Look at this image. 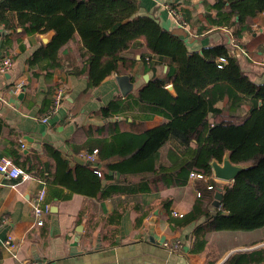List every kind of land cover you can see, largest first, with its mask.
<instances>
[{
  "label": "crops",
  "instance_id": "crops-1",
  "mask_svg": "<svg viewBox=\"0 0 264 264\" xmlns=\"http://www.w3.org/2000/svg\"><path fill=\"white\" fill-rule=\"evenodd\" d=\"M213 3L138 0V14L181 38L189 52L218 45L230 49L231 30L211 24L216 14L208 6ZM17 17L0 10V59L13 62L11 71L0 75V158H15L31 179L0 177V264H223L235 253L264 248L263 227L210 232L204 250L193 252L195 231L208 220L176 230L169 220L191 209L196 180L162 188L163 178L173 176L190 153L169 140L159 149L152 173H146L140 167L149 158L133 163L130 158L141 144L117 143L119 135H141L165 122L151 107L134 101L138 89L161 77L167 65L156 66L153 75L137 56L133 69L120 74L129 75L133 84L126 96L116 75L89 87L86 73L72 76L50 67L45 57L53 31L25 32ZM255 20L260 28L236 39L234 54L241 70L259 84L264 83V15ZM61 83L66 86L63 103L56 114H48ZM216 107L240 119L247 114L243 105L236 111L223 102ZM189 147L195 149L193 143ZM85 150H98L93 163L82 158ZM41 190L49 210L38 226L33 201ZM8 237L12 248L5 245ZM165 241L179 242L181 248L171 253L162 247Z\"/></svg>",
  "mask_w": 264,
  "mask_h": 264
},
{
  "label": "trees",
  "instance_id": "trees-1",
  "mask_svg": "<svg viewBox=\"0 0 264 264\" xmlns=\"http://www.w3.org/2000/svg\"><path fill=\"white\" fill-rule=\"evenodd\" d=\"M208 9L216 14L211 24L231 30L238 46L236 39L250 34L255 19L263 15L264 0H214ZM0 10L17 13L25 32L53 31L45 57L50 67L72 76L86 73L89 87L131 71L137 56L153 75L156 66L167 65L161 77L138 89L134 101L151 107L165 122L141 135L116 139L141 144L130 158L132 163L149 158L148 165L140 167L146 173H152L159 149L169 140L190 153V160L173 176L163 178L162 188L184 186L190 173L202 177L196 179L197 198L191 209L169 220L173 230L200 218L208 220L195 231L193 252L204 250L210 232L264 227V83L253 82L241 70L234 46L189 52L181 38L154 18L138 14V0H2ZM169 85L174 94L166 89ZM219 102L230 104L232 111L243 105L247 114L243 119L225 114L216 107ZM192 143L195 149L189 147ZM226 156L245 169L233 182L223 184L213 179L211 162L222 163ZM217 192L221 199L216 208ZM263 258L264 248H259L235 253L223 264H260Z\"/></svg>",
  "mask_w": 264,
  "mask_h": 264
},
{
  "label": "built area",
  "instance_id": "built-area-1",
  "mask_svg": "<svg viewBox=\"0 0 264 264\" xmlns=\"http://www.w3.org/2000/svg\"><path fill=\"white\" fill-rule=\"evenodd\" d=\"M264 15V12L262 13ZM258 28H260V25L258 23H254L253 24V29L257 30ZM231 45L234 46V48L236 49L237 46L235 44V40L234 38L231 40ZM220 62H224L223 59H220ZM13 67V62L9 57H3L0 59V75H4L7 74L11 71ZM65 94H66V86L61 83L59 85L56 86L55 92L53 94L52 97V101L50 103V108L48 110V114H56L59 111V108L61 107L63 100L65 98ZM47 116H45L42 121L46 122L47 121ZM96 154L97 151L94 150L93 152L90 153H83L82 158L90 163H93L96 160ZM95 172L97 174H100V172L95 169ZM0 177L5 180V181H11V180H19L21 182H25L31 179V176L26 173L23 169H21L20 167H18L10 158L8 157H1L0 158ZM190 179L196 180V179H202L201 176L196 175L194 173H190L189 175ZM211 187H209L210 189ZM44 196H45V192L44 190H41L38 194L37 197L35 198V200L33 201V213L34 216L37 218V225L41 226L42 223V216L46 213H48L49 210V205L44 203ZM11 238L8 237L7 240L5 241V245L7 247L12 248V245L10 243ZM164 248H166V250L168 251H177L181 248V245L178 243H174V244H163Z\"/></svg>",
  "mask_w": 264,
  "mask_h": 264
},
{
  "label": "water",
  "instance_id": "water-1",
  "mask_svg": "<svg viewBox=\"0 0 264 264\" xmlns=\"http://www.w3.org/2000/svg\"><path fill=\"white\" fill-rule=\"evenodd\" d=\"M144 77L146 81L149 78L147 75ZM129 78V75H116L115 77L120 92L123 96H126L132 90L133 84H131ZM166 89L170 92L173 91V87L171 85L167 86ZM211 168L214 179L220 182L231 183L234 181L237 175L245 169V166L232 164L229 158L226 156L224 157L222 163H218L216 161L211 162ZM220 199L221 196L217 192L214 201V205L217 207L219 206Z\"/></svg>",
  "mask_w": 264,
  "mask_h": 264
},
{
  "label": "rangeland",
  "instance_id": "rangeland-1",
  "mask_svg": "<svg viewBox=\"0 0 264 264\" xmlns=\"http://www.w3.org/2000/svg\"><path fill=\"white\" fill-rule=\"evenodd\" d=\"M218 183H222V182H220V181H217ZM223 184H225V183H223ZM164 243H166V244H168V245H170V244H174V243H179V242H175V241H165ZM163 243V244H164ZM163 244H162V247L164 248V246H163ZM180 244V243H179ZM181 245V244H180ZM165 250H166V248H164ZM168 251V250H167ZM170 252V251H169ZM171 253H174V251H171Z\"/></svg>",
  "mask_w": 264,
  "mask_h": 264
}]
</instances>
